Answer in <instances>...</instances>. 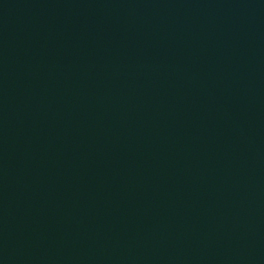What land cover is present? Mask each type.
I'll list each match as a JSON object with an SVG mask.
<instances>
[{"label": "water", "instance_id": "1", "mask_svg": "<svg viewBox=\"0 0 264 264\" xmlns=\"http://www.w3.org/2000/svg\"><path fill=\"white\" fill-rule=\"evenodd\" d=\"M0 264H264V0H0Z\"/></svg>", "mask_w": 264, "mask_h": 264}]
</instances>
